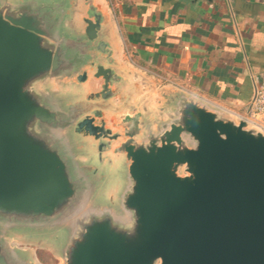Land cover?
<instances>
[{
  "label": "water",
  "instance_id": "water-1",
  "mask_svg": "<svg viewBox=\"0 0 264 264\" xmlns=\"http://www.w3.org/2000/svg\"><path fill=\"white\" fill-rule=\"evenodd\" d=\"M119 50L95 0H0V264H264V128Z\"/></svg>",
  "mask_w": 264,
  "mask_h": 264
},
{
  "label": "crops",
  "instance_id": "crops-1",
  "mask_svg": "<svg viewBox=\"0 0 264 264\" xmlns=\"http://www.w3.org/2000/svg\"><path fill=\"white\" fill-rule=\"evenodd\" d=\"M120 37L119 60L245 116L264 76V0H95Z\"/></svg>",
  "mask_w": 264,
  "mask_h": 264
},
{
  "label": "built area",
  "instance_id": "built-area-1",
  "mask_svg": "<svg viewBox=\"0 0 264 264\" xmlns=\"http://www.w3.org/2000/svg\"><path fill=\"white\" fill-rule=\"evenodd\" d=\"M252 81L253 96L244 117L264 128V76L252 78Z\"/></svg>",
  "mask_w": 264,
  "mask_h": 264
},
{
  "label": "rangeland",
  "instance_id": "rangeland-1",
  "mask_svg": "<svg viewBox=\"0 0 264 264\" xmlns=\"http://www.w3.org/2000/svg\"><path fill=\"white\" fill-rule=\"evenodd\" d=\"M32 247L34 254L36 256V259L41 264H58L59 260L52 254V252L47 248H36L34 246Z\"/></svg>",
  "mask_w": 264,
  "mask_h": 264
}]
</instances>
